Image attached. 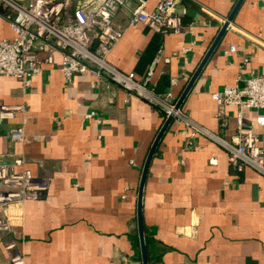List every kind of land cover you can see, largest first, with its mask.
Segmentation results:
<instances>
[{
  "label": "crops",
  "instance_id": "1",
  "mask_svg": "<svg viewBox=\"0 0 264 264\" xmlns=\"http://www.w3.org/2000/svg\"><path fill=\"white\" fill-rule=\"evenodd\" d=\"M237 2L179 0L188 32L174 34L130 25L137 0H129L113 16L123 37L108 61L138 81L152 69L154 95L177 103ZM13 37L0 16V41ZM252 73L264 75V0L243 2L182 110L232 142L238 109L226 107L223 128L213 94L244 85ZM0 103L25 106L15 119H0V164L22 156L25 168L49 184L37 200L0 206L9 224L0 231V264H12L14 252L26 264H143L138 189L163 111L107 75L69 81L60 62L45 65L28 89L0 76ZM260 116L264 110H246L243 124L264 147ZM18 127L25 139L13 142L10 132ZM143 214L150 264H264V175L237 171L222 145L182 120L170 125L152 160ZM12 243L13 252L6 249Z\"/></svg>",
  "mask_w": 264,
  "mask_h": 264
},
{
  "label": "built area",
  "instance_id": "2",
  "mask_svg": "<svg viewBox=\"0 0 264 264\" xmlns=\"http://www.w3.org/2000/svg\"><path fill=\"white\" fill-rule=\"evenodd\" d=\"M128 1L29 0L22 3L0 0V16L8 21L14 32L12 39L0 41V76L14 77L24 89H28L45 65L56 62H60L61 71L69 81L75 74L91 72L98 76L107 75L126 90L149 99L163 111L165 119L174 114L175 119L184 121L193 133L207 135L222 145L228 152L229 163L237 171L252 168L264 175V147L260 136L243 124L246 110H264V75L252 73L244 85L237 84L213 94L223 128L227 126L226 107L238 109L237 134L232 142L195 125L182 108L175 110L176 102L154 95L150 89L152 69L143 81H138L134 73L125 74L109 63V54L123 37V31L114 26L113 16ZM150 1L137 0L130 25L143 24L157 33L188 32L184 21L186 10L179 11V0H154L152 9H149ZM188 50L185 48L184 52ZM230 51L235 53L236 47L232 46ZM23 112L24 105L0 103V119H15ZM94 116L95 112H91L86 118ZM257 124L264 127V116L257 119ZM10 138L13 142L24 141L23 127L11 130ZM24 164L22 156L15 157L12 164H0V183L7 187L0 191V206L37 200L47 192L48 181L34 176ZM8 229V222L0 217V231ZM6 249L15 251V244L8 245ZM11 261L12 264H26L24 257L17 252H14Z\"/></svg>",
  "mask_w": 264,
  "mask_h": 264
},
{
  "label": "water",
  "instance_id": "3",
  "mask_svg": "<svg viewBox=\"0 0 264 264\" xmlns=\"http://www.w3.org/2000/svg\"><path fill=\"white\" fill-rule=\"evenodd\" d=\"M245 0H238L237 4L235 5L233 11L225 21L224 25L222 26L219 34L217 35L216 39L214 40L213 44L209 48L208 52L206 53L205 57L203 58L202 62L198 66L197 70L195 71L194 75L190 79L188 85L184 89L183 93L181 94L180 98L178 99L176 105H175V110H180L188 97L190 91L192 90L196 80L200 76L201 72L203 71L204 67L206 66L208 60L210 59L211 55L213 54L214 50L220 43L222 37L224 36L225 32L229 28L231 22L233 21L236 13L238 12L239 8L243 4ZM175 119L174 114L169 115L161 127L160 131L158 132L151 149L148 153V156L146 158L143 170H142V175L140 179V184H139V189H138V205H137V227H138V234H139V239H140V246H141V254H142V262L143 264H150L149 263V255H148V248H147V243L145 239V226H144V214H143V197H144V189L146 185V181L148 178L149 170L151 167L152 160L155 156V153L157 151V148L163 139L165 133L169 129L170 125L173 123Z\"/></svg>",
  "mask_w": 264,
  "mask_h": 264
}]
</instances>
